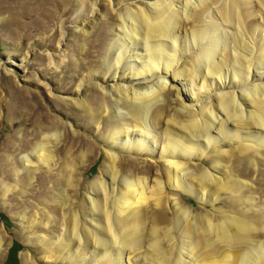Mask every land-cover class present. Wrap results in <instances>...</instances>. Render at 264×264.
<instances>
[{"label": "bare ground", "instance_id": "1", "mask_svg": "<svg viewBox=\"0 0 264 264\" xmlns=\"http://www.w3.org/2000/svg\"><path fill=\"white\" fill-rule=\"evenodd\" d=\"M118 32L99 75L124 82L153 73L188 75L200 87H186L184 95L196 104L172 108L165 98H155V87L161 95L171 91L160 76L142 90L114 88L131 106L126 117L104 101L87 106L86 93H80L93 84L88 79L77 84L71 99L84 105L94 130L105 111L113 124L101 136L109 150L101 175L90 182L93 196L68 205L81 208L88 224L70 209L57 217L66 237L57 247L70 246L74 264H264V0H154L126 7ZM109 90L102 89L103 99ZM57 126L66 130L61 122L44 129ZM49 138L43 136L35 148L38 167L55 160ZM73 151L57 161L61 170L72 172L94 153L91 145ZM118 151L158 154L154 165L163 161L165 170L136 176L133 172L146 170L132 163L122 172ZM192 159L209 160L210 166ZM243 165L250 173H241ZM103 174L118 186L110 200ZM165 187L222 200L226 208L191 214L171 198L168 207ZM52 203L49 209L66 205ZM28 262L25 255L23 264Z\"/></svg>", "mask_w": 264, "mask_h": 264}, {"label": "rangeland", "instance_id": "2", "mask_svg": "<svg viewBox=\"0 0 264 264\" xmlns=\"http://www.w3.org/2000/svg\"><path fill=\"white\" fill-rule=\"evenodd\" d=\"M84 1L85 5L82 0H0V264H23L25 255L28 264L75 263L71 260L70 246L57 247L66 238L65 228L59 224L61 218L57 217H64L72 210L80 216L81 223L88 224L89 217L81 208L78 212L68 205L93 196L90 182L101 175L104 154L109 150L101 136L113 124L105 111L100 117L99 131L94 130L95 123L85 115L84 105L78 106L71 99L80 81L88 79L93 84L80 93H86L87 106L95 107L104 101L108 108L114 107L126 117L131 106L127 99L119 98L114 88L125 85L142 90L160 76L171 91L161 95L155 87V98H165L172 108L196 104L184 95L186 87L194 91L200 87L199 81L188 75L177 79L172 73H153L124 82L98 73L103 72L108 49L119 34L126 7L137 9L154 0ZM94 71L98 74L92 76L90 72ZM105 87L110 90L103 99L101 93ZM148 100L142 104L146 105ZM56 122L64 123L66 130L61 126L44 129ZM48 135V148L53 150L55 160L49 162L50 166L38 167L35 148ZM85 145L93 147L91 157L72 172L61 170L58 162L66 151L73 148L76 154ZM118 152L122 172L129 171L132 163L146 170L133 172L136 176L149 170L157 173V168L165 170L163 161L154 165L153 160L160 159L158 154ZM191 162L202 168L210 166L209 160ZM240 171L250 173L244 165ZM245 178L248 176L244 175ZM102 179L109 181L104 187L110 200L117 194L118 186L108 175L103 174ZM164 193L169 197L166 206L170 207V198L175 199L191 214H216V209L226 208L222 200L207 201L205 195L203 200L201 196L195 197L196 193L191 195L170 187H165ZM53 199L66 205L49 209L47 203ZM227 208L230 211V206ZM57 225L61 233L56 230ZM181 239L177 235L176 243L180 244ZM91 242L90 238L89 245ZM123 260L128 261L127 256Z\"/></svg>", "mask_w": 264, "mask_h": 264}]
</instances>
